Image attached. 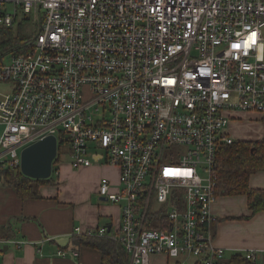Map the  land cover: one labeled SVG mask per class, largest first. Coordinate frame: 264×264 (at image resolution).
I'll return each instance as SVG.
<instances>
[{"label":"built area","instance_id":"2783aa9c","mask_svg":"<svg viewBox=\"0 0 264 264\" xmlns=\"http://www.w3.org/2000/svg\"><path fill=\"white\" fill-rule=\"evenodd\" d=\"M18 12L35 30L0 51V173L53 135L58 162L118 168L98 195L128 264H219L216 155L237 112L264 121V0H0V40Z\"/></svg>","mask_w":264,"mask_h":264},{"label":"crops","instance_id":"0c3cea01","mask_svg":"<svg viewBox=\"0 0 264 264\" xmlns=\"http://www.w3.org/2000/svg\"><path fill=\"white\" fill-rule=\"evenodd\" d=\"M101 164L77 170L65 166L63 175L58 169L63 184L40 185L37 199L18 198L15 189L0 179V264H101L97 248L72 243L74 236L99 227L112 231L119 227L120 205L97 193L101 178L115 181L118 171ZM248 184L264 189V170L252 173ZM211 210L217 218L211 227L213 244L224 250V257L254 251L256 263L264 264V210L251 212L244 194L220 193ZM164 258H153L151 263L172 264Z\"/></svg>","mask_w":264,"mask_h":264},{"label":"trees","instance_id":"16d2710c","mask_svg":"<svg viewBox=\"0 0 264 264\" xmlns=\"http://www.w3.org/2000/svg\"><path fill=\"white\" fill-rule=\"evenodd\" d=\"M24 39V38H23ZM22 39H13L10 35L0 44V51ZM258 170H264V136L257 141L234 140L222 144L216 155L217 192L224 195L244 194L251 212L264 210V189L249 186V176ZM1 182L15 189L20 199L40 198L38 188L51 183V179H32L23 175L19 169H8L0 173ZM76 246H89L101 252V264H128V254L112 236V230L105 235L82 234L72 239ZM195 264H199L198 262ZM219 264H257L243 255L224 257Z\"/></svg>","mask_w":264,"mask_h":264},{"label":"rangeland","instance_id":"374dc122","mask_svg":"<svg viewBox=\"0 0 264 264\" xmlns=\"http://www.w3.org/2000/svg\"><path fill=\"white\" fill-rule=\"evenodd\" d=\"M17 19L18 20L9 29L8 33H6L7 36L9 37V35H10L13 39H16L17 37H20L21 39L26 38L29 35L28 30H26V28H30L31 34H32V31L35 30L33 27V23H34L33 17L30 16L29 21L27 23H25L24 21L21 20V17H20L19 12H18ZM31 34L29 36H31ZM5 39L1 38V40H0L1 45L4 44L3 40H5ZM10 58H11L10 54L5 55L3 58V62L8 63L10 61ZM3 88H4V86H0V89H3ZM238 113H242V114L238 117L237 120L230 119V121L228 122L227 130H228V133L230 134V136L234 140H246V141H250V142L257 141L258 139L260 140L264 136V124L261 121H259L260 118L258 117V115H254L253 113H246V112H237L236 114H238ZM234 121H236V122H234ZM61 150L63 151L59 157V158H61V160L59 159L60 161L58 162V157H56L54 159V161L52 163V167H51V174H50L49 178L51 179V183H52L51 186L52 187H56V186H58V184L62 183V180L60 179L61 177L59 176V178H58L56 175V173L58 172V169L61 170L59 172L62 175L65 174V172H66V168H64L65 166L70 167L69 168L70 170H77V168H73L70 165V156L66 151V146H63L61 148ZM101 166L102 167H108L107 169H110L113 171L116 170V172L117 171L119 172L118 168L115 166L106 165V164H101ZM201 175L205 176V174L203 172H201ZM102 178H106L109 181L111 191L117 192L119 190L118 174H117V178L115 181H111L107 177H102ZM58 179H59V181H58ZM97 193H98V191H97ZM109 202H111V201H109ZM111 203H114L117 205L121 204V202H111ZM2 246L3 245L0 243V248H2ZM163 257H165V256H163L161 254H153L149 257L150 263H151V260L153 258H163ZM164 259H166V257ZM167 260L170 263L172 261L169 259H167Z\"/></svg>","mask_w":264,"mask_h":264},{"label":"water","instance_id":"95a60500","mask_svg":"<svg viewBox=\"0 0 264 264\" xmlns=\"http://www.w3.org/2000/svg\"><path fill=\"white\" fill-rule=\"evenodd\" d=\"M56 150L57 141L53 135L24 147L20 152V172L32 179L49 178Z\"/></svg>","mask_w":264,"mask_h":264},{"label":"bare ground","instance_id":"6f19581e","mask_svg":"<svg viewBox=\"0 0 264 264\" xmlns=\"http://www.w3.org/2000/svg\"><path fill=\"white\" fill-rule=\"evenodd\" d=\"M101 183V181H100ZM100 185V184H99ZM99 188V187H98ZM166 230H170V228H167ZM118 242V241H117ZM119 243V242H118ZM120 244V243H119ZM121 245V244H120ZM122 246V245H121ZM169 260H172V264H178L177 258H172V257H166Z\"/></svg>","mask_w":264,"mask_h":264}]
</instances>
